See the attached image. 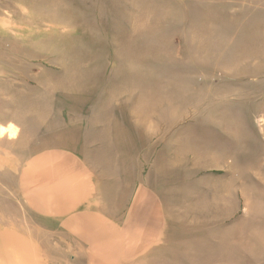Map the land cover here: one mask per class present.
Here are the masks:
<instances>
[{"label":"rangeland","instance_id":"1","mask_svg":"<svg viewBox=\"0 0 264 264\" xmlns=\"http://www.w3.org/2000/svg\"><path fill=\"white\" fill-rule=\"evenodd\" d=\"M202 123L224 168L176 184V164L190 160L175 158L174 133ZM10 124L15 135H0V229L33 232L20 168L40 140L84 129L102 178L124 184L163 143V186L192 192L169 199L174 213L149 264H264V0H0V126ZM116 128L125 148H111Z\"/></svg>","mask_w":264,"mask_h":264},{"label":"crops","instance_id":"2","mask_svg":"<svg viewBox=\"0 0 264 264\" xmlns=\"http://www.w3.org/2000/svg\"><path fill=\"white\" fill-rule=\"evenodd\" d=\"M93 117L92 124L100 127L98 115ZM202 117L203 113H198L199 123ZM181 126L174 133L182 135L174 137L175 158H189L192 162L189 161L187 167L184 163L176 164L183 166L179 168L183 173L174 174L180 176L175 178L176 184L197 182L199 173L210 176L212 171L224 168V160L211 145L210 128L201 131L205 123L199 125L200 129ZM127 128L128 137L135 135L134 127ZM99 129L103 132L101 127ZM145 130L149 134L155 132L152 127ZM161 130L165 131L162 127ZM120 134L117 128L112 132V149L125 148L127 143L121 141ZM147 135L145 131L143 137L149 145L144 148L154 149L152 136L149 139ZM40 141L17 176L19 182L29 188L25 202L31 212L33 232L29 234L9 227L0 229V264H137L140 260L149 264L169 229L168 214L174 213L169 209L173 206L169 199L193 196L183 184L175 187L174 196L163 186L168 178L162 160L163 143L155 148L150 163L142 168L134 164L129 179L116 185L117 175L108 179L101 177L104 165H99L92 153L99 146L89 141L84 129L75 136L58 132L54 141L50 136L47 141ZM188 144L190 148L192 144L197 146L189 152ZM110 182L108 190L116 200V205L111 207L105 205L103 199L104 188Z\"/></svg>","mask_w":264,"mask_h":264},{"label":"bare ground","instance_id":"3","mask_svg":"<svg viewBox=\"0 0 264 264\" xmlns=\"http://www.w3.org/2000/svg\"><path fill=\"white\" fill-rule=\"evenodd\" d=\"M8 134V136H13L15 135V127L12 126L11 124L7 127L0 126V135Z\"/></svg>","mask_w":264,"mask_h":264}]
</instances>
